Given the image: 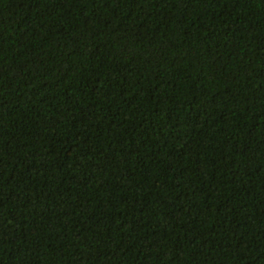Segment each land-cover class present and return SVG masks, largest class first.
<instances>
[{
  "label": "trees",
  "instance_id": "trees-1",
  "mask_svg": "<svg viewBox=\"0 0 264 264\" xmlns=\"http://www.w3.org/2000/svg\"><path fill=\"white\" fill-rule=\"evenodd\" d=\"M0 264H264V0H0Z\"/></svg>",
  "mask_w": 264,
  "mask_h": 264
}]
</instances>
